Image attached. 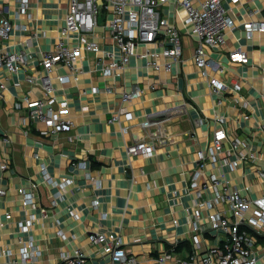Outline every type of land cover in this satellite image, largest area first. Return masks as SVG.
Masks as SVG:
<instances>
[{
	"label": "crops",
	"instance_id": "obj_1",
	"mask_svg": "<svg viewBox=\"0 0 264 264\" xmlns=\"http://www.w3.org/2000/svg\"><path fill=\"white\" fill-rule=\"evenodd\" d=\"M18 6L16 0H0V11L15 25L9 38L0 39V52L24 51L29 56L14 73L0 69V85H5L0 86V133L12 140L6 153L10 167L0 171V188L6 191L0 196V264L20 262L22 248L29 242L41 251V264H59L61 253L76 249L83 251L91 264L110 261L102 255L101 246L90 242L91 233L121 237L139 264H157L165 251L171 256L166 264L188 260L195 234L190 222L195 196L188 187L198 169L197 152L208 149L221 125L229 137L219 156L223 166L214 169L207 159L200 180L223 171L232 188L254 198L264 194V178L258 172L264 171V133L259 128L264 119V32L249 35L245 26L248 21L264 19V0H240L237 4L225 0L235 25L226 42L210 51L212 59L224 68L211 71V75L228 86L218 93L201 77L193 61L196 38L190 35L183 36L182 59L173 62L169 70L163 64L154 69L149 65L150 55H137L125 71L104 78L101 59L108 61L111 56L103 53L119 59L121 50L110 34L109 17L102 12L92 36L102 52L85 53L76 72L63 64L51 72L57 100L68 102L67 117L73 121L71 130L60 132L34 122L24 99L45 97L39 81L44 73L43 54L59 42L69 1L29 0L31 19L27 13L16 17ZM166 15L183 28L182 14L175 16L168 10ZM237 47L246 51L248 63L230 62L229 51ZM146 48L141 45L138 52L143 54ZM67 74L69 82H58V75ZM30 76L38 78L30 81ZM235 83L241 84L239 91L232 89ZM107 85L113 93L106 92ZM94 86L101 91L93 93ZM137 86L142 93L124 99V92ZM125 112L132 114L130 120L125 119ZM114 116L120 118L112 121ZM220 116L225 122L217 120ZM150 117L167 119L160 136L153 139L154 153L129 154L128 146L145 135L142 123ZM124 126L129 127L128 133L123 132ZM156 129V125L151 128ZM234 139L247 143V158H241L242 147H232ZM80 162L86 165L80 166ZM43 165L54 185L42 179ZM32 179L39 183L37 205L25 206L18 189ZM58 190L62 196L52 205ZM96 200L99 204L94 207ZM28 220L32 222L24 230ZM200 239L204 247L215 242L208 234ZM257 246L264 255V236L258 238Z\"/></svg>",
	"mask_w": 264,
	"mask_h": 264
},
{
	"label": "built area",
	"instance_id": "obj_2",
	"mask_svg": "<svg viewBox=\"0 0 264 264\" xmlns=\"http://www.w3.org/2000/svg\"><path fill=\"white\" fill-rule=\"evenodd\" d=\"M18 9L15 16L27 13L29 0H16ZM69 8L65 17V24L59 34V42L53 50L43 54L42 64L44 73L39 77L44 98L24 100L28 106L31 119L44 125L46 130L54 132L69 131L73 121L67 117L69 104L66 100L58 101L55 93V85L51 72L54 67L63 64L69 66L73 72L77 71V62L85 53L98 54L101 51L98 41L92 36L98 26V17L103 12L109 17L108 27L110 34L121 50L120 58L106 52L103 56H111L108 61L102 58V70L104 78L115 77L119 71H125L133 56L143 55L152 57L149 61L154 69L169 70L173 62H178L183 56V36L190 35L196 38V48L193 61L213 92L218 93L227 90L228 86L211 71H224L221 63L211 57V50L222 46L226 42L227 33L234 27L235 21L230 9L226 8L225 0H68ZM231 4H237L240 0H230ZM176 16L182 14L180 28L176 22L171 21L166 11ZM0 39H7L15 25L11 19L0 11ZM31 19L32 15L28 14ZM249 35L254 32H264V19L248 21L245 24ZM92 37V38H90ZM146 46L143 54L138 52L139 46ZM26 52H0V69L5 68L11 73L16 72L21 65L27 63ZM160 59L165 62L161 63ZM167 60V62H166ZM229 60L235 64H246L249 57L244 49L237 47L229 51ZM163 64V66H161ZM35 76H30V81H35ZM58 82L67 83L70 76L58 75ZM2 88L4 84L0 85ZM234 91L241 89L240 83L232 87ZM98 86L92 88L93 93H99ZM107 93H113L110 85L106 86ZM124 99H134L142 93L140 87L134 91L124 92ZM19 107L20 105L17 104ZM125 119L130 120L132 114L124 113ZM157 117V116H156ZM114 116L112 121L119 119ZM167 119L148 118L142 123L145 135L136 139L128 146L131 155L150 156L155 151V136H160L162 124ZM225 122L224 116L217 119ZM157 129L152 131V126ZM260 130L264 133V119L260 122ZM123 132L128 133L129 127L124 126ZM44 133H46L44 131ZM227 130L223 125L215 129L214 137L207 150L197 152L198 169L193 173L188 190L195 196L193 200L194 210L191 212L190 222L195 232L193 236V251L190 258L181 264H264V255H261L257 246L259 237L264 236V194L252 197L243 194L238 188H232L223 171L220 174L212 172L207 179L200 180L204 175L203 168L207 159L212 162L214 169H221L223 161L220 154L223 151L224 140L228 139ZM12 142L11 137L0 133V171L10 167L7 157V149ZM232 147L240 150L241 158H247L249 149L244 140H231ZM218 164V165H217ZM85 166L86 162H80ZM234 163L232 164V166ZM218 167V168H217ZM42 179L48 184L54 185V180L46 167H41ZM264 178V171L258 170ZM56 183V182H55ZM57 184V183H56ZM39 183L33 179L29 184L18 189L21 200L25 206H36V191ZM6 191L0 188V196ZM62 196L58 190L51 200L56 205ZM98 201L93 206H98ZM45 213V210H43ZM8 218L11 215H7ZM32 220H28L23 226L27 230ZM174 224L178 220H173ZM206 234L213 236L215 242L204 247L202 237ZM89 240L92 244L102 247V255L109 257L108 262L100 264H139L137 256L125 247L121 237L114 234L91 233ZM205 248V255L201 250ZM23 258L13 264H41L39 261L41 251L31 242L22 248ZM170 254L165 251L156 259L157 264H166ZM59 264H91L88 256L76 249L73 253H61Z\"/></svg>",
	"mask_w": 264,
	"mask_h": 264
},
{
	"label": "trees",
	"instance_id": "obj_3",
	"mask_svg": "<svg viewBox=\"0 0 264 264\" xmlns=\"http://www.w3.org/2000/svg\"><path fill=\"white\" fill-rule=\"evenodd\" d=\"M186 245H187V248L190 246L189 243H186ZM188 245H189V246H188Z\"/></svg>",
	"mask_w": 264,
	"mask_h": 264
}]
</instances>
